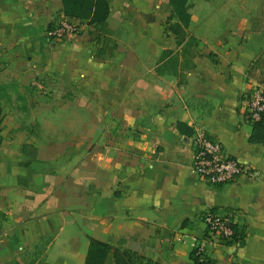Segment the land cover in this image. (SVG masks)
I'll return each instance as SVG.
<instances>
[{
  "label": "crops",
  "instance_id": "1",
  "mask_svg": "<svg viewBox=\"0 0 264 264\" xmlns=\"http://www.w3.org/2000/svg\"><path fill=\"white\" fill-rule=\"evenodd\" d=\"M250 1L186 0L184 24L169 0H107L99 29L63 0H0V264H25L47 235L45 264H85L90 238L136 264H264V142L248 140L244 113L264 89V3ZM62 18L85 27L48 40ZM197 131L255 175L201 181ZM206 209L230 213L245 240L199 263L179 238L204 235Z\"/></svg>",
  "mask_w": 264,
  "mask_h": 264
},
{
  "label": "built area",
  "instance_id": "2",
  "mask_svg": "<svg viewBox=\"0 0 264 264\" xmlns=\"http://www.w3.org/2000/svg\"><path fill=\"white\" fill-rule=\"evenodd\" d=\"M85 25L81 22L62 18L45 31L50 41H62L78 35ZM35 90L44 88L42 78L32 82ZM264 112V89H253L245 100L244 113L249 122L258 121ZM191 167L196 176L208 184L225 185L236 181L239 177H253L255 172L248 164L229 155L223 144L203 131H197L192 137ZM204 225V235H181L179 240L189 245L191 254L197 262L204 261L207 249L214 243L233 244L244 243L245 233L227 212L206 209L201 214Z\"/></svg>",
  "mask_w": 264,
  "mask_h": 264
},
{
  "label": "trees",
  "instance_id": "3",
  "mask_svg": "<svg viewBox=\"0 0 264 264\" xmlns=\"http://www.w3.org/2000/svg\"><path fill=\"white\" fill-rule=\"evenodd\" d=\"M169 2L177 18L186 24L189 20V14L184 8L186 0H169ZM63 5L66 15L87 19L89 24L93 23L99 29L104 28L108 15L107 0H63ZM251 124L252 129L248 140L252 143L264 142V112L261 113L258 121H252ZM181 125V123L177 124L179 130H181ZM110 251L114 252L116 258L119 256L116 260L117 264H136L140 258L133 252L127 250L118 251L107 243L90 238L85 264H104ZM139 260L141 261V259ZM194 260L197 262L196 259Z\"/></svg>",
  "mask_w": 264,
  "mask_h": 264
},
{
  "label": "rangeland",
  "instance_id": "4",
  "mask_svg": "<svg viewBox=\"0 0 264 264\" xmlns=\"http://www.w3.org/2000/svg\"><path fill=\"white\" fill-rule=\"evenodd\" d=\"M244 1H246L247 3L251 2L250 0H244ZM233 2H235V1H233ZM254 2L257 4L259 2L264 3V0H255ZM252 14L258 15V12L252 13ZM260 14L261 13H259V15ZM19 95L20 94L17 91H15V94H13V97L18 98ZM10 96L11 95H9V97ZM0 224H2V226H4V224H5L3 221V217H1V216H0ZM52 240H53V236H51V235L41 237L37 241L33 242L30 246H28L27 249L23 250L19 254V258L25 264H45V258L47 256L46 251H47L48 246L51 244ZM17 263L18 262H17V260H15V258L7 261V264H17Z\"/></svg>",
  "mask_w": 264,
  "mask_h": 264
}]
</instances>
